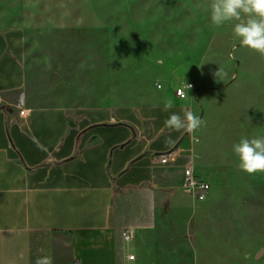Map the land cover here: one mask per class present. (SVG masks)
Segmentation results:
<instances>
[{
  "label": "crops",
  "instance_id": "crops-1",
  "mask_svg": "<svg viewBox=\"0 0 264 264\" xmlns=\"http://www.w3.org/2000/svg\"><path fill=\"white\" fill-rule=\"evenodd\" d=\"M25 57L22 30L0 26V264H244L226 233L185 228V165L213 178L203 167L212 141L164 125L193 111L187 99L167 111L158 96L141 106L38 105Z\"/></svg>",
  "mask_w": 264,
  "mask_h": 264
},
{
  "label": "rangeland",
  "instance_id": "rangeland-1",
  "mask_svg": "<svg viewBox=\"0 0 264 264\" xmlns=\"http://www.w3.org/2000/svg\"><path fill=\"white\" fill-rule=\"evenodd\" d=\"M211 0H0V26L20 28L38 105L141 106L148 96L187 101L212 141L205 201L183 195L185 228L225 235L244 264H264V172L238 168L233 145L264 136V56L242 47L232 24L210 23ZM221 69L226 77L215 76ZM157 83L163 88H158ZM190 206V207H189ZM184 212V213H185ZM204 214H209L212 228ZM251 254L250 257H246Z\"/></svg>",
  "mask_w": 264,
  "mask_h": 264
},
{
  "label": "clouds",
  "instance_id": "clouds-1",
  "mask_svg": "<svg viewBox=\"0 0 264 264\" xmlns=\"http://www.w3.org/2000/svg\"><path fill=\"white\" fill-rule=\"evenodd\" d=\"M209 7L212 26L221 28L232 24L233 35L240 45L264 56V0H211ZM215 76L226 77L227 73L219 69ZM156 86L163 88L159 83ZM183 87L190 89L192 85L186 83ZM172 107V100H167L165 111ZM181 112L168 116L164 121L165 127L192 134L205 124L189 107H184ZM233 152L241 171L249 175L264 172V136L242 137L233 145ZM35 264H52V259L50 256L38 257Z\"/></svg>",
  "mask_w": 264,
  "mask_h": 264
},
{
  "label": "built area",
  "instance_id": "built-area-1",
  "mask_svg": "<svg viewBox=\"0 0 264 264\" xmlns=\"http://www.w3.org/2000/svg\"><path fill=\"white\" fill-rule=\"evenodd\" d=\"M186 84V83H185ZM182 84L179 87H177L175 94L176 96L181 99L185 100L189 98V92L194 88V85L191 83H188L192 85L190 89H187L183 87ZM22 114L24 111L21 112ZM174 157L173 152L165 153L161 155L159 162L161 164H169L171 162V159ZM184 189L188 196L191 198L197 200V201H205L208 199L210 191H211V183L202 178L200 175H198L195 172V169L192 164H187L184 167ZM123 239L125 241H131L135 237V228L134 227H127L123 230ZM129 259H134V255H130Z\"/></svg>",
  "mask_w": 264,
  "mask_h": 264
},
{
  "label": "water",
  "instance_id": "water-1",
  "mask_svg": "<svg viewBox=\"0 0 264 264\" xmlns=\"http://www.w3.org/2000/svg\"><path fill=\"white\" fill-rule=\"evenodd\" d=\"M264 254V248H261L260 251L257 252L255 255L256 259H259Z\"/></svg>",
  "mask_w": 264,
  "mask_h": 264
}]
</instances>
